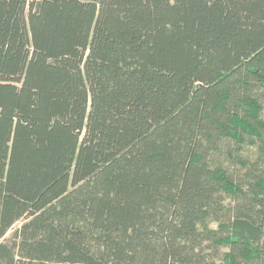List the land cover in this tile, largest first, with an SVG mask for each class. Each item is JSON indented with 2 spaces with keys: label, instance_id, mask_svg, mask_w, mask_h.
I'll return each mask as SVG.
<instances>
[{
  "label": "trees",
  "instance_id": "obj_1",
  "mask_svg": "<svg viewBox=\"0 0 264 264\" xmlns=\"http://www.w3.org/2000/svg\"><path fill=\"white\" fill-rule=\"evenodd\" d=\"M0 264H264V0H0Z\"/></svg>",
  "mask_w": 264,
  "mask_h": 264
},
{
  "label": "rangeland",
  "instance_id": "obj_2",
  "mask_svg": "<svg viewBox=\"0 0 264 264\" xmlns=\"http://www.w3.org/2000/svg\"><path fill=\"white\" fill-rule=\"evenodd\" d=\"M20 222H21V221L17 222V223L13 226V228H12L11 230L8 231V233L6 234V237H9V236L11 235L12 231H13L14 229H16V228L20 225Z\"/></svg>",
  "mask_w": 264,
  "mask_h": 264
}]
</instances>
